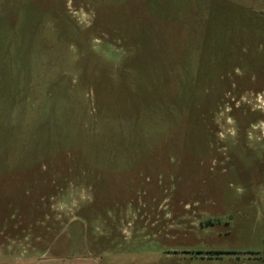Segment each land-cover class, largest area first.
<instances>
[{
  "label": "rangeland",
  "instance_id": "obj_1",
  "mask_svg": "<svg viewBox=\"0 0 264 264\" xmlns=\"http://www.w3.org/2000/svg\"><path fill=\"white\" fill-rule=\"evenodd\" d=\"M264 264V0H0V264Z\"/></svg>",
  "mask_w": 264,
  "mask_h": 264
},
{
  "label": "crops",
  "instance_id": "obj_2",
  "mask_svg": "<svg viewBox=\"0 0 264 264\" xmlns=\"http://www.w3.org/2000/svg\"><path fill=\"white\" fill-rule=\"evenodd\" d=\"M58 260L55 259H47L45 261H41L35 264H59ZM62 264H99L97 261L91 258H85V259H71V260H63Z\"/></svg>",
  "mask_w": 264,
  "mask_h": 264
}]
</instances>
